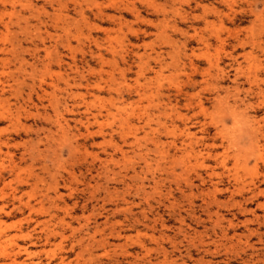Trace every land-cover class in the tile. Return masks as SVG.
I'll use <instances>...</instances> for the list:
<instances>
[{"label": "rangeland", "instance_id": "374dc122", "mask_svg": "<svg viewBox=\"0 0 264 264\" xmlns=\"http://www.w3.org/2000/svg\"><path fill=\"white\" fill-rule=\"evenodd\" d=\"M11 261L264 264V0H0Z\"/></svg>", "mask_w": 264, "mask_h": 264}, {"label": "bare ground", "instance_id": "6f19581e", "mask_svg": "<svg viewBox=\"0 0 264 264\" xmlns=\"http://www.w3.org/2000/svg\"><path fill=\"white\" fill-rule=\"evenodd\" d=\"M128 104H129V103H128ZM183 116H184V115H183ZM184 118H185V117H184ZM4 252H5V250H4ZM11 264H15L14 261H11Z\"/></svg>", "mask_w": 264, "mask_h": 264}]
</instances>
